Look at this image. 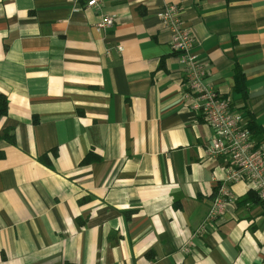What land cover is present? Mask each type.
Listing matches in <instances>:
<instances>
[{
	"label": "crops",
	"instance_id": "obj_1",
	"mask_svg": "<svg viewBox=\"0 0 264 264\" xmlns=\"http://www.w3.org/2000/svg\"><path fill=\"white\" fill-rule=\"evenodd\" d=\"M168 4L264 141V0H0V264L264 263L251 182L209 218L230 163L206 153L215 132L185 95Z\"/></svg>",
	"mask_w": 264,
	"mask_h": 264
},
{
	"label": "built area",
	"instance_id": "obj_2",
	"mask_svg": "<svg viewBox=\"0 0 264 264\" xmlns=\"http://www.w3.org/2000/svg\"><path fill=\"white\" fill-rule=\"evenodd\" d=\"M84 1L85 6L90 8L103 3V0ZM182 13L179 4H168L158 15L172 30V48L178 52L185 73V95L193 97V108L200 110L205 121L214 129L215 134L206 153L211 158L224 157L230 163L227 179L220 185L209 211V218L215 219L222 216L235 201L229 183L241 180L251 182L264 202V141L257 144L247 128L246 118L232 106L229 98L221 96L206 82L205 64L194 53V35L184 26ZM114 23L113 16H103L97 27L105 30Z\"/></svg>",
	"mask_w": 264,
	"mask_h": 264
},
{
	"label": "trees",
	"instance_id": "obj_3",
	"mask_svg": "<svg viewBox=\"0 0 264 264\" xmlns=\"http://www.w3.org/2000/svg\"><path fill=\"white\" fill-rule=\"evenodd\" d=\"M236 76H237V83L240 86V84L243 81L242 76L239 72L236 73ZM7 112H8V99L5 95L0 94V117L5 116L7 114ZM247 128L250 130V132L252 133L253 136L258 135L260 132L256 123L250 118H249V120H247ZM0 137H5L9 140L12 139L10 133H6L4 136H0Z\"/></svg>",
	"mask_w": 264,
	"mask_h": 264
}]
</instances>
